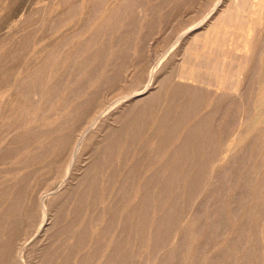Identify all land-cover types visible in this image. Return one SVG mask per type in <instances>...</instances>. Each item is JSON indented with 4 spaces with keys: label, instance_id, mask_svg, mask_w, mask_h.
Here are the masks:
<instances>
[{
    "label": "bare ground",
    "instance_id": "bare-ground-1",
    "mask_svg": "<svg viewBox=\"0 0 264 264\" xmlns=\"http://www.w3.org/2000/svg\"><path fill=\"white\" fill-rule=\"evenodd\" d=\"M61 1L55 11L43 7L0 57V264H89L105 221H114L105 244L111 251L96 262L124 264V245L131 241L126 232H143L140 264H209L211 254L196 248L214 213L204 208L198 221L193 206L199 199L211 202L209 186L224 174L235 177L238 185L229 192L242 204L233 216L225 213L209 251L230 247L246 217L256 229L248 227L247 253L233 254L232 264H264V0H218L215 8L204 0L205 11L174 16L167 10L180 0ZM164 18L174 37L161 58L159 41L141 33ZM118 70L121 92L77 110L79 90L95 88ZM105 107L111 113L101 129L108 132L102 153L142 163L125 165L96 185L106 162L79 149L96 133L89 128ZM76 112L84 115L68 134L64 128L74 121L69 114ZM52 154L64 165L58 187H43L44 195L19 185L25 165L42 164ZM138 172L140 180L126 197L123 186ZM167 210L170 219L163 217ZM132 215L135 222L127 228ZM30 221H38L29 241L36 256L27 263L21 252L28 232L12 237ZM68 226L73 234L61 238ZM255 242L263 253L250 262Z\"/></svg>",
    "mask_w": 264,
    "mask_h": 264
},
{
    "label": "rangeland",
    "instance_id": "rangeland-1",
    "mask_svg": "<svg viewBox=\"0 0 264 264\" xmlns=\"http://www.w3.org/2000/svg\"><path fill=\"white\" fill-rule=\"evenodd\" d=\"M138 1H139L138 3H142L145 0H138ZM195 1H196V4H195L196 6L195 5L190 6V4H189L190 0H180L179 1L180 3L178 4L177 7H174L172 9L167 10V13H168L167 16L172 15V14H173V16L174 15H180V14H191L196 9L202 10V12H203V10L205 9V8H203L204 0H195ZM208 1L210 3V6L213 5L215 8V6L220 3L219 1H222L221 3L225 4L229 0H219V1L218 0H208ZM61 2H62L61 0H1L0 1V48H2V47L3 48H2V51L0 52V57L6 52L7 46H9V42H11V40L13 38H16V36L18 34H21L22 32L25 33V31H27L31 28V26L29 25L31 20L34 18H37V16L40 15L43 7L46 6V8H48L52 11H55L58 9V7L61 6ZM171 18H170V20H171ZM163 20H165V22H163L161 25H157V26L155 25L154 27H152V29L151 28H148L149 30L145 29L146 31H143V33H141V36H148V38L153 37L154 41H159V43L157 44V51H159V53H160L159 57L162 56L161 58H164V56L169 52V51L166 52V50H169V47L172 44V38L174 37L168 29L169 19L164 18ZM64 28L67 31L69 29V25L65 26ZM38 29L40 30L41 28H38ZM40 32H41V34L43 33V35H44V32L42 31V29L40 31H37V34H39ZM142 46H145V44ZM100 49L101 50L103 49L102 51H105V45H103ZM89 52L90 51L87 50L85 53L87 54ZM163 54H165V55H163ZM85 64H86V62H85ZM10 65L11 64H8L7 67H9ZM115 72H113L112 75H110L108 77L107 81H104L102 84L97 85L95 88L93 87L92 89H89L88 87H86L83 90H79L78 94L74 95V97L77 99V101L81 103V105L77 108V110L79 108L81 110L87 109L88 108L87 106L92 102H100V103L104 104L103 102H105V99L110 100L116 94H118L119 91L122 90V89H120L121 88L120 87V85H121L120 84L121 83L120 82L121 81V72H119V70L115 71ZM117 78L120 81H117ZM114 83H115V85H114ZM116 87H118V89H115ZM123 88H125V87H123ZM113 90H115V91H113ZM99 93H101L103 96L100 95ZM106 93L110 94V95L108 96ZM104 95H105V97H104ZM110 96H112V97H110ZM101 97H103L105 99H103ZM108 100H106V101H108ZM109 105H110V103L107 106H109ZM110 113H111V109H108V107H105L103 110L101 109L100 115L98 116L97 119L93 120V124L89 128L90 132L96 131V133L91 135V136H87L88 144L86 146H83V147H85V148H83V150H82V147L79 149L80 153H84V154H82L84 157L90 156L91 159H96L99 162L102 159V160H105V162H106V163H104L105 165H101L102 166L101 169L106 175L102 176V177L99 176V179L97 180L96 185H99L100 183H105V181H107L108 179L112 180V178L110 177V174H117L118 172L123 171V167H125V165L126 166H132V165H138V164L142 163L140 161H134V162L128 161V162H126V161H123L122 159L112 158L110 156L111 155L110 152L109 153L107 152L105 154L102 153L103 152V142L105 141V139L107 137L106 135L108 134V132L105 130H101V129H104L106 124L108 123V121H109L108 118H109ZM69 115L73 116L74 121H71L69 124H66V126L64 128L65 131L68 132V134H69V132H73L75 127L79 125V123L82 120L81 118L84 115V112H82V113L76 112V114L73 113V114H69ZM55 124H57V123L52 122L50 124V126H56ZM99 130H101L100 131V133L102 134V135H100L101 137L100 136L98 137V135H97ZM102 131H104V132H102ZM32 133H35V131H32ZM104 137H105V139H104ZM98 142L100 144H98ZM96 143H97V145H96ZM94 145H96V146H94ZM93 147H95V149H96L95 151H94ZM97 151H98V153H97ZM95 155H97V156H95ZM64 156L65 155L62 153L60 157H64ZM107 159H108V161H107ZM131 162H133V163H131ZM38 163L39 162L37 160L35 162L29 163L28 164L29 166L28 165L24 166L22 175H26V179L24 182L22 180V182H20L19 185H22V186L24 185L28 192L37 191L38 193L42 192L45 188L46 189H52V188L58 187L59 183L62 181V178L65 177L64 168H63L64 165L60 161L55 160L54 154L50 155L47 158V160L43 161L42 164H40V163L38 164ZM107 163H108V165H107ZM122 163H124V164H122ZM138 174H139V172L134 177L131 178L132 182L130 181L129 184L123 186V189L127 190L126 197H128L129 192H131V190H132V183L136 182L137 180H140L139 179L140 176ZM234 178H235L234 176H230V175L228 176L226 174L218 176L215 179V181L213 182V184H211L209 186V188L215 192V196L211 199V202L208 203V200L202 201L201 199H199L196 202V204L193 206V210H194L195 214L197 213L196 217H197L198 221L201 220V218L205 217L204 208H209L208 211L211 214L214 213L213 214L214 221H212V223H214V224L209 229V232H207L205 235H203L202 239H200L199 243L197 244V248H196L197 254H203V253L211 254L210 256H212L211 257L212 259H211V261L209 260V264H232L233 263L232 255L233 254L241 253V252L243 253L244 251H246L245 253H247V249H244V247H245L244 242L247 240V236L249 235V233L247 232V229H248V227H251V230L256 229L255 228L256 226L253 228V222L250 220H246V217H245V219H243L242 224L245 221H249L252 223L245 224V225L241 224V227L239 228L240 232L239 231L236 232L237 234L234 236L235 238H231V241L229 242L230 247L226 246V248H220L219 250L209 251L211 245L216 241V238H218V236L221 234V232L224 228V225L226 224L225 213L229 212L233 216V214H236L234 212L236 206L242 204L238 194L231 197L230 192H229V190L232 189L233 185H238V184L234 183ZM165 179H167V177L164 178L163 180H165ZM195 180H197V178ZM242 181L239 182V184L242 183ZM43 187H45V188H43ZM169 187L172 190L177 189L176 185L170 184ZM146 188L147 187L141 188V191H140L141 194H142V190H143V192L146 191ZM237 191L241 192L242 189H239ZM43 192L45 193L44 195H46L47 192L46 191H43ZM144 196H147V194L145 193ZM210 198L211 197H208V199H210ZM137 199H140V198L137 196ZM141 199L145 200V198H143V196ZM83 205H85V201L82 202V206ZM227 205H229V206H227ZM38 208H40V207H38ZM33 209L35 212V208H33ZM168 211L169 210L164 212L165 216H163V217L165 219H167V218L170 219L168 216L169 214L167 215ZM37 213H38V211H37ZM34 215L37 216V214H34ZM147 216H149V215H147ZM134 218H135V216L132 215L129 218L130 221H126V227L127 228H129L128 226L131 223L135 222ZM74 220L75 219H73L71 217V219L68 218L67 221H74ZM36 222L38 223V221H30V225L27 227L26 231H24L26 227H24V224H23L22 227H20L18 229L16 235H14V237H12V240L13 239L16 240L18 238L17 236H21L24 232H26V233L28 232L27 240L25 241V243L27 244V242H29L30 239L33 238V233H34L33 229H35V226L37 224ZM202 222L203 221H200V223H202ZM102 223H103L102 227H103V230L105 232H103L101 234V236H104V237L100 236L102 238V240L99 239L100 241L97 240V242L94 243L92 251L95 250L96 253L95 252L94 253L96 254V258L94 260H92V262L90 261L89 264H94L102 254H108L111 251V248L105 249V244L107 243V240L110 237V234L112 231L111 228H113V226H112L111 228L108 229V225L111 226V224H113L114 221H105ZM141 223H143V221H141ZM105 227H106V229H105ZM69 229H71L70 226H68L67 228L62 230L61 238H64L65 236L67 237L70 233L73 234V232H70ZM106 230H108V231H106ZM247 233H248V235H247ZM132 234L135 235V237ZM125 237L131 241H128L124 245L125 251H126V252L124 251L126 254V256H125L126 261L124 264H140L139 263L141 261L140 255L145 254L143 252V250L146 248V240L144 239L145 236L143 235V232H139V234H134V233L128 234V232H126ZM132 237H133V239H132ZM150 237H152V236L150 235ZM103 238H104V240H103ZM260 243L261 242L256 244V242H255L254 244H252L253 248H251L248 252L249 255L250 254L251 255H250V257L247 258L250 262H254L255 258L257 260L260 257V255L263 253L261 246L260 245L258 246V244H260ZM30 244H31V242H29V244H27L21 252V256L23 255L22 257L24 258V261L27 263L34 260V258L36 256L35 251H34L35 246H33L31 244L33 246V247H31ZM100 244H102V245H100ZM27 246L30 248H27ZM102 247H103V249H102ZM135 250H136V252H135ZM25 251L27 253H25ZM176 251L178 253V252H180V249H176ZM48 253H51V248L48 250ZM256 253H257V255H256ZM253 255L254 256L256 255L255 258L253 257ZM101 260L96 262L95 264H102ZM175 263H176V260L172 264H175Z\"/></svg>",
    "mask_w": 264,
    "mask_h": 264
}]
</instances>
